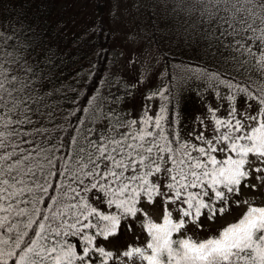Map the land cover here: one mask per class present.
Segmentation results:
<instances>
[{
    "label": "snow or ice",
    "instance_id": "obj_1",
    "mask_svg": "<svg viewBox=\"0 0 264 264\" xmlns=\"http://www.w3.org/2000/svg\"><path fill=\"white\" fill-rule=\"evenodd\" d=\"M162 2L127 75L108 56L70 76L0 0V264H264V0Z\"/></svg>",
    "mask_w": 264,
    "mask_h": 264
},
{
    "label": "trees",
    "instance_id": "obj_2",
    "mask_svg": "<svg viewBox=\"0 0 264 264\" xmlns=\"http://www.w3.org/2000/svg\"><path fill=\"white\" fill-rule=\"evenodd\" d=\"M57 1L59 0H12V3H9V0H4L6 6L4 15L12 18L10 21L6 20L5 23L15 22L16 13L22 12L23 18L27 22L38 24L41 28H46L54 40L59 43L61 51L67 52L69 56L77 57L78 62L69 68L70 76L74 75L75 71L79 70L81 65L84 66L85 70H89L90 60L95 61L99 69H103L105 64L109 68L108 56H110L111 51V32L107 28L104 19L105 0H89L91 7L87 9V12L89 11L91 16L87 17L89 21H86V25L88 27L86 26V28H82L81 30L77 28L79 22L68 25L78 13V10L70 13V5L68 0H66L65 6L60 4L58 6L59 10L57 11ZM142 11H144V17L139 19V24L140 22L145 24L146 26L143 27L147 29L151 24L155 23L152 13L163 14L165 8L162 0H153V7L142 9ZM65 13L70 14L65 22L60 25L58 21L61 20ZM85 15L87 16V13ZM83 23L85 22L83 21ZM93 26H102L103 31L90 37L91 44H89L82 38ZM159 35V32L153 33L152 38L156 39ZM77 44L80 46L76 47ZM99 48L105 49L107 55H102L100 58L95 57L93 53L95 49ZM90 83L94 85L95 81Z\"/></svg>",
    "mask_w": 264,
    "mask_h": 264
},
{
    "label": "rangeland",
    "instance_id": "obj_3",
    "mask_svg": "<svg viewBox=\"0 0 264 264\" xmlns=\"http://www.w3.org/2000/svg\"><path fill=\"white\" fill-rule=\"evenodd\" d=\"M65 2L66 0L57 1L56 10H59L58 6L60 4H63L65 6ZM141 2H143V0H141ZM68 3L70 5V13L76 12L78 10V13L74 16V18L68 25H73L75 22H79V26L77 27L79 30H81L82 28H86V21H89L87 17L91 16L90 12H87V9L91 7L90 1L68 0ZM136 3L137 0H105L104 19L107 28L111 32L110 56L117 57V65L119 66V71L123 72L125 75H127V69L125 67V65L127 64V60L130 57V54L138 47V44L135 42L129 43V33L135 32L139 29H145L143 26H146L141 22L139 24V19L144 17V11L137 12L133 7V5ZM114 9L116 10L115 18L112 15ZM85 13H87V16L85 15ZM69 14L65 13L62 18L60 17L61 20L58 21V23L62 25L68 18ZM83 21L85 23H83ZM121 52L124 53L123 58L118 57V54ZM109 69H113V65L111 63H109ZM113 70L115 71V69ZM136 103L138 106L139 97L137 98ZM185 111L189 117H192L197 111H199V109L196 108L194 103L190 102L186 106ZM252 195L253 194L250 193L248 189H245L243 191L241 199L250 198ZM255 196L256 204H264V188H262L259 193H256ZM242 211V207L236 208L235 206H233L231 213L222 218L218 222V224L212 225V228H218L220 225L232 222ZM151 215L153 217H156L159 215V213L158 211L154 210ZM208 234L210 233L207 231L201 232L198 234L197 238H203Z\"/></svg>",
    "mask_w": 264,
    "mask_h": 264
}]
</instances>
